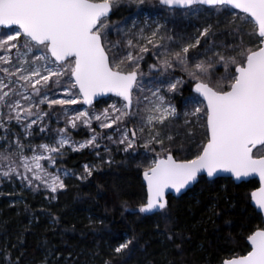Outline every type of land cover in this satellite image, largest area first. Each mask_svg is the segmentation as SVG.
I'll list each match as a JSON object with an SVG mask.
<instances>
[{
  "label": "snow or ice",
  "instance_id": "1",
  "mask_svg": "<svg viewBox=\"0 0 264 264\" xmlns=\"http://www.w3.org/2000/svg\"><path fill=\"white\" fill-rule=\"evenodd\" d=\"M145 3L0 0V183L18 181L55 200L69 176L85 181L114 163L108 145L101 155L102 141L128 155L142 147L144 195L134 209L123 202L124 212L170 219V192L201 180L251 183L256 223L243 235V254L230 250L218 264H264V0H158L164 23L112 19L125 4L139 15ZM191 17L203 21L194 36L168 34L169 20ZM177 95L185 109L179 144V133L165 131L179 118ZM100 97L111 103L97 108ZM53 115L63 127H51ZM80 130L88 135L76 140ZM85 149L99 163L80 173L60 167L68 151ZM162 235L182 250L175 231ZM137 242L130 236L112 252L130 253ZM0 256V264H20L11 252Z\"/></svg>",
  "mask_w": 264,
  "mask_h": 264
},
{
  "label": "trees",
  "instance_id": "2",
  "mask_svg": "<svg viewBox=\"0 0 264 264\" xmlns=\"http://www.w3.org/2000/svg\"><path fill=\"white\" fill-rule=\"evenodd\" d=\"M132 13L131 7L122 6L112 19L122 21ZM51 127H63V120L57 124L53 115ZM72 134L79 139L88 135L85 130ZM40 139L38 134L35 142ZM176 142H184L183 134ZM113 159L111 166L105 164L88 180L69 177L68 188L56 194L55 200L48 199L43 190L17 195L9 188L0 191V251L11 252L13 261L20 257V264H43L45 260L48 264H104L105 260L112 264H218L230 250L243 254V235L250 223H256L248 200L251 183L201 180L182 197L169 198L170 219L160 214L136 216L124 212L122 204L127 202L134 209L143 198L137 167L140 154L119 153ZM95 161L89 149L68 151L60 167L80 173L84 163ZM10 198L19 201L10 206ZM53 216L60 218L58 224L53 223ZM164 231L177 233L175 243L182 244V250L162 235ZM130 236L138 240L133 250L115 256L112 249Z\"/></svg>",
  "mask_w": 264,
  "mask_h": 264
},
{
  "label": "rangeland",
  "instance_id": "3",
  "mask_svg": "<svg viewBox=\"0 0 264 264\" xmlns=\"http://www.w3.org/2000/svg\"><path fill=\"white\" fill-rule=\"evenodd\" d=\"M123 6H129V5L125 4ZM129 7H131L133 9V12H134L127 17V18L130 17V19H128V25L129 26L131 25L132 20H136L138 24L143 26V23L145 21L143 18L146 14L149 16H152V19H149L147 21L149 24H153L154 21H159L161 23L165 22L164 20L161 19L160 15L157 11V9L159 7L158 6V0H146V3L142 6L145 11L139 15L136 14L138 12V9L136 8L135 5H131ZM153 16H156V19ZM202 24H203V21L197 20L195 17H191V18H187V19L186 18H174V19H171L167 22L168 34L169 35H175L176 33L183 32L187 36H194L195 35L194 32H196L195 31L196 27L200 26ZM218 38H221V37H218ZM113 39H116V37L113 36ZM152 62H153V60H152ZM147 63H150L148 61V59H147ZM145 72L146 73L148 72L146 65H145ZM177 74H179V72H177ZM149 79H151V77L146 75L145 80L147 81ZM180 97L181 96L177 95V97L174 101L176 103L178 111L180 113L179 118L177 120L173 121L172 124L168 128L165 129V131H171L173 133H179V135L176 136V140L180 139V137L184 131L183 122H184L185 117H184L183 113H184L185 109H184V101L182 100L181 102H179ZM107 103H111V99H109V98L106 99L105 103L102 106L97 107V108H102V107L106 106ZM129 126L131 127L132 125L130 124ZM97 131H100V129H97ZM104 131H108V130H104ZM110 134H114V133H110ZM75 139L81 140V139L76 138V137H75ZM101 144H102V147L99 150L101 151V155L104 156L105 159H107L108 154L104 153L103 145H108V147H110L112 149L111 155L113 158L115 156L119 155V153L125 154L122 151H118L116 145L112 144L111 142H109L107 140L102 141ZM144 153H145V150L141 147L138 150V154H140L141 160L144 159ZM148 156L150 158L151 154H148ZM94 163H99V159L97 157H96V161ZM69 177H71V176H69ZM68 178H66V182H67ZM5 188L6 189L9 188L11 190L10 193H12V195L13 194L17 195L22 191L30 192V190L22 188L18 181H12V182L4 181L3 183H0V191L2 193L5 191ZM18 201H19V199L10 198L8 200V203L10 206H14L15 204H17Z\"/></svg>",
  "mask_w": 264,
  "mask_h": 264
},
{
  "label": "water",
  "instance_id": "4",
  "mask_svg": "<svg viewBox=\"0 0 264 264\" xmlns=\"http://www.w3.org/2000/svg\"><path fill=\"white\" fill-rule=\"evenodd\" d=\"M108 99V97H100L98 98L99 102H101L102 100H106ZM247 179H250V178H246ZM236 184H241V183H236ZM196 186V184L194 186H192L189 190L185 191L184 193L180 194L179 196H177L175 193H172L170 192L169 193V198L170 197H173V198H180L182 197L183 195L187 194L190 190H192L194 187ZM145 216H153L152 214H144Z\"/></svg>",
  "mask_w": 264,
  "mask_h": 264
},
{
  "label": "built area",
  "instance_id": "5",
  "mask_svg": "<svg viewBox=\"0 0 264 264\" xmlns=\"http://www.w3.org/2000/svg\"><path fill=\"white\" fill-rule=\"evenodd\" d=\"M153 17L156 19V16ZM143 19L148 21L149 19H152V16L146 14Z\"/></svg>",
  "mask_w": 264,
  "mask_h": 264
}]
</instances>
